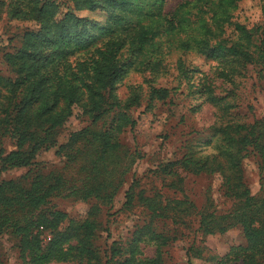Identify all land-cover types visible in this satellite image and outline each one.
Listing matches in <instances>:
<instances>
[{
    "label": "trees",
    "instance_id": "1",
    "mask_svg": "<svg viewBox=\"0 0 264 264\" xmlns=\"http://www.w3.org/2000/svg\"><path fill=\"white\" fill-rule=\"evenodd\" d=\"M101 1L109 5V11L99 0H65L67 12L56 25L55 17L63 6L56 1L10 0L8 4L14 18L35 20L41 30L25 34L22 47L6 55L13 76L0 71V143L9 139L13 146L10 151L0 150V236L19 238L31 264L53 260L162 264L160 249L171 239L157 230V222L170 219L184 224L185 218L196 216L202 239L233 229L241 231L244 244L232 247L220 263H230L232 254L241 264H264V118L248 123L238 120L233 113L237 105L228 101L230 95L217 97L212 85L199 89L220 110L209 129L212 151L199 157L187 154L161 172L171 181L163 180V186L182 193V199L164 200L160 193L147 196L142 191L135 196V186L131 187L125 206L138 198L149 218L131 241L113 243L110 254L96 246L99 205L92 206L83 221L71 220L60 230L68 215L49 207L55 199H95L111 204L123 183L116 176L124 177L126 171L117 172L112 159L118 157L122 134L137 124L131 110L142 106L143 94L134 90L122 100L116 89L134 64L147 71L157 69L168 47L173 52L196 50L208 60L226 61L234 72L223 74L224 81L233 86L241 76L239 66L259 65L264 70V33L256 36L241 23H233L243 0H184L171 13H164L165 0ZM99 9L105 16L98 23L77 15L78 11ZM117 32L122 37L113 39L111 35ZM106 36L110 39L91 51ZM81 51L92 55L80 59ZM170 96L168 88L150 85L147 108ZM76 107L88 124L71 133L68 143L57 151L66 165L46 171L38 157L57 147L60 132ZM250 156L257 158L262 174L259 196L245 179L243 162ZM70 168L74 173L67 172ZM180 168L198 176L218 177L231 208L220 212L207 196L201 205L186 197ZM13 170L25 172L3 177ZM44 230H50L47 242L41 237ZM145 237L156 243L159 253L140 262L136 255ZM0 264H4L1 258Z\"/></svg>",
    "mask_w": 264,
    "mask_h": 264
},
{
    "label": "rangeland",
    "instance_id": "2",
    "mask_svg": "<svg viewBox=\"0 0 264 264\" xmlns=\"http://www.w3.org/2000/svg\"><path fill=\"white\" fill-rule=\"evenodd\" d=\"M52 1L63 5L55 17L56 25L67 12V6H64L65 0ZM99 1L104 5V10H110L107 3ZM183 1L165 0L164 13H171ZM9 2L10 0H0V71L4 75L13 76L7 66L6 55L20 49L25 34L39 32L41 26L35 20L14 18L9 13ZM77 15L96 23L102 21L105 16L100 9L78 11ZM234 22L244 25L253 35H262L264 33V0H243L235 13ZM121 33L117 32L111 36L113 39L122 37ZM103 39L96 43L91 51L109 40L110 36ZM79 53L75 57L79 55V58L83 60L92 55V52ZM164 53L165 60L159 68L147 71V67L138 63L134 64L117 86L116 93L120 99H126L134 90L139 89L143 94V100L141 107H134L131 110L137 119V124L133 129H128L122 134L118 157L114 156L112 159L113 167L117 172L121 174V171H126L124 177L116 176V178L120 177L123 183L114 201L111 204H103L95 199L84 202L73 198H57L49 205L68 215L67 222L63 223L60 230H63L71 220L83 221L88 217L90 208L99 205L101 212L97 217L99 228L95 240L96 246L104 254L105 252L110 254L113 243L121 244L131 241L133 233L147 223L149 212L138 198H135L129 207L125 206L126 194L131 187L135 186V196L142 191L147 196L160 193L164 200L182 199V193L163 186V180L166 183L171 182L169 176L161 175L163 168L170 162L184 159L187 154L199 157L212 151V143L208 142L211 136L209 129L216 123V114L220 110L207 102L203 94L199 93L201 87L203 90L205 86L212 85L219 98L230 95L228 101L237 105L233 113L238 120L248 123L264 118V70L259 65L239 66L241 76L235 78L236 86H233L224 81L223 74L234 72L231 66L225 65L226 61L208 60L196 50L183 53L173 52L166 47ZM183 65L188 68L180 70V67H184ZM150 85L168 88L171 90L170 98L147 108ZM87 124V118L81 117V112L76 107L72 118L60 132L57 147L42 152L38 157V161L46 171L59 170L66 165L65 157L62 156L63 154L58 155L57 151L61 145L68 143L71 133L81 130ZM1 149L5 151L13 149L9 139H3L0 143ZM257 161L255 156H250L244 160L243 167L245 179L252 193L259 196L262 174ZM24 172L25 170H13L3 174V177H16ZM67 172L72 174L74 170L70 168ZM178 173L185 180V196L191 197L196 204L205 203L207 196L213 200L214 207L218 211L225 212L231 208L232 203L223 197L218 177L198 176L183 168L178 169ZM184 221H186L184 224H174L170 219L157 222V230L164 231L171 239L168 246L160 249L162 264H241L232 254L230 263L219 262L232 247L244 242L239 229L202 239L197 231L198 217L192 216L185 218ZM41 237L45 242L49 241L50 230H44ZM158 253L156 243H151L145 237L136 257L141 262L154 259ZM0 258L4 264H31L29 252L20 239L9 234L0 236ZM47 264H76V262L53 260Z\"/></svg>",
    "mask_w": 264,
    "mask_h": 264
},
{
    "label": "crops",
    "instance_id": "3",
    "mask_svg": "<svg viewBox=\"0 0 264 264\" xmlns=\"http://www.w3.org/2000/svg\"><path fill=\"white\" fill-rule=\"evenodd\" d=\"M241 244H244V242H243V243H241Z\"/></svg>",
    "mask_w": 264,
    "mask_h": 264
}]
</instances>
